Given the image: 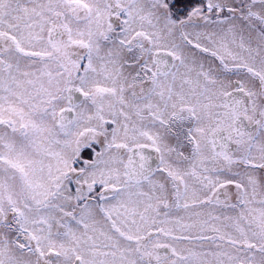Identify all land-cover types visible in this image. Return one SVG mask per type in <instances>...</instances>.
Masks as SVG:
<instances>
[{"label": "snow or ice", "instance_id": "6c2138e0", "mask_svg": "<svg viewBox=\"0 0 264 264\" xmlns=\"http://www.w3.org/2000/svg\"><path fill=\"white\" fill-rule=\"evenodd\" d=\"M0 264H264V0H0Z\"/></svg>", "mask_w": 264, "mask_h": 264}]
</instances>
